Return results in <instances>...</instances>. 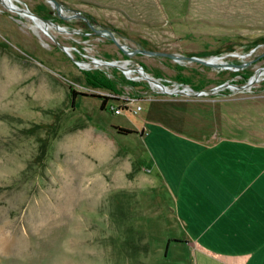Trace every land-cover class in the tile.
Returning a JSON list of instances; mask_svg holds the SVG:
<instances>
[{"label": "rangeland", "instance_id": "obj_1", "mask_svg": "<svg viewBox=\"0 0 264 264\" xmlns=\"http://www.w3.org/2000/svg\"><path fill=\"white\" fill-rule=\"evenodd\" d=\"M12 1L73 29L47 27L74 58L138 60L170 87L241 83L264 64V0H54L61 13ZM78 10L128 47L226 53L224 65L127 54ZM39 27L0 1V264H181L172 237L189 235L191 196L177 175L203 142H264V74L242 90L162 91L116 65H78Z\"/></svg>", "mask_w": 264, "mask_h": 264}, {"label": "crops", "instance_id": "obj_2", "mask_svg": "<svg viewBox=\"0 0 264 264\" xmlns=\"http://www.w3.org/2000/svg\"><path fill=\"white\" fill-rule=\"evenodd\" d=\"M202 146L176 180L191 196L180 206L189 232L181 264H264V142L219 137Z\"/></svg>", "mask_w": 264, "mask_h": 264}, {"label": "water", "instance_id": "obj_3", "mask_svg": "<svg viewBox=\"0 0 264 264\" xmlns=\"http://www.w3.org/2000/svg\"><path fill=\"white\" fill-rule=\"evenodd\" d=\"M52 1V3L55 5L56 9L58 10L59 13H61V6L59 4H57L54 0H50ZM12 5V6H11ZM10 8L15 10L18 13H24L25 15H27L28 17H38L40 19H44L47 21H50L57 29H61L63 31H72L73 29H69L63 25H60L58 22H56L55 20L49 18V17H45L42 16L38 13L33 12L32 10H30L27 6L25 5H20V4H11ZM97 32H106L108 33L111 38L116 42V44L120 47V49L127 53V54H131L134 51H140L143 53H148V54H163V55H167L175 60H198L201 62H206V63H211L213 65H224V60L222 59V56H224L226 53H220V54H216V53H211L209 55H207L206 57L204 56H200V55H195V54H184L178 51H168V50H163V49H153V48H146V47H141V46H134L131 48H128L126 46V44L122 41H120L113 33V30L108 28V27H100V28H96ZM58 44V46L60 48H62L63 50H65L68 54L71 55L70 51H69V46L65 45L63 43H60L54 36V34L50 31H46ZM68 46V49L67 47ZM233 54H239V55H244L247 52H238V51H234L231 52ZM72 56V55H71ZM98 57H94V56H90V58L85 59H77L74 58L72 56V59L78 64L80 60H86L88 62L93 61L94 59H97ZM116 60L118 59H104L102 58L103 63H105L106 65H116L118 67H120L122 69V65L117 63ZM133 70H136L142 77L146 78L148 80V82H155L156 85L159 87V89H161L162 91H167V92H180V93H193V94H201V93H212L215 91H218L221 87H231V89L234 90H242L245 88H249V86L257 79H259L260 77H262V75L264 74V64L263 65H259L243 82L241 83H236L234 81L231 80H223L221 82H218L212 86H209L207 88H203V89H194L190 86V88H192L191 91L186 90L182 87L180 88H172V89H166V84H164L161 80H159L157 77L153 76L152 74H149L140 63H137L133 66ZM131 77H134V75H128Z\"/></svg>", "mask_w": 264, "mask_h": 264}, {"label": "bare ground", "instance_id": "obj_4", "mask_svg": "<svg viewBox=\"0 0 264 264\" xmlns=\"http://www.w3.org/2000/svg\"><path fill=\"white\" fill-rule=\"evenodd\" d=\"M3 4H5V5H7L9 8H10V5L11 4H17L16 2H14V1H12V0H0ZM12 6V5H11ZM11 9V8H10ZM11 10H13V9H11ZM13 11H15V10H13ZM21 15H23L24 13H20ZM30 19H32V21L35 23V26L37 25V26H40L41 28H42V30H43V32H46L47 30H48V28L47 27H49V28H52L54 25L50 22V21H47V20H44V19H40V18H38V17H33V18H31V17H29ZM39 27V28H40ZM49 31V30H48ZM47 33V32H46ZM48 34V33H47ZM67 47V49H68V46H66ZM69 49H70V47H69ZM116 62L117 63H119V64H121L122 65V70L124 71V73L125 74H127V75H131V73H132V70L128 67V63H129V61H128V59L127 58H124V59H121V60H116ZM79 64L81 65V66H84V67H90V66H98V64H103V65H106L105 63H103V61H102V58H100V57H98L97 59H94L93 61H91V62H88V61H86V60H80L79 61ZM150 74V73H149ZM150 83V85L152 86V87H155V88H159L157 85H156V83L155 82H149ZM173 87H170V86H166V89H172ZM184 89H186V90H189V91H191L192 90V88H190V86H188V87H186V88H184ZM5 240V239H4Z\"/></svg>", "mask_w": 264, "mask_h": 264}, {"label": "built area", "instance_id": "obj_5", "mask_svg": "<svg viewBox=\"0 0 264 264\" xmlns=\"http://www.w3.org/2000/svg\"><path fill=\"white\" fill-rule=\"evenodd\" d=\"M94 57H97V56H95L94 55ZM134 72V71H133ZM136 73H133L134 74V77L133 78H142V76L137 72V71H135ZM159 78V80H161L164 84H166V85H168L166 82H164V80L165 79H162L161 77H158ZM170 79H168L167 81H169ZM172 87L173 88H179V86L180 87H182V88H186V87H188L189 85L187 84V83H183V82H178V81H174V83H172ZM159 89V88H158ZM134 100V97H131V96H129V97H127V99H126V102H130V103H132V101ZM109 107L111 108V109H113L114 111H116V112H119V111H121L123 108H121V107H119V104H117V102H113V101H109ZM125 107H129V106H125ZM138 107H140V105L139 104H136L135 105V107L133 108V110H135L136 108H138Z\"/></svg>", "mask_w": 264, "mask_h": 264}, {"label": "flooded vegetation", "instance_id": "obj_6", "mask_svg": "<svg viewBox=\"0 0 264 264\" xmlns=\"http://www.w3.org/2000/svg\"><path fill=\"white\" fill-rule=\"evenodd\" d=\"M75 16L77 17V19L83 20L84 25H88V27L90 28L89 31L95 30V32H97L96 28H100L101 27V26H94L93 20L89 17L90 15H87L86 13L82 12L81 10H78L75 13ZM85 32H88V31H85ZM97 33H106V32H97ZM126 46L128 47L129 45L126 44ZM136 46H138V45H136ZM128 48H131V47H128ZM124 58H127V57H124ZM121 59H123V58H119L118 60H121ZM127 59H128V61H133V65H130V66H134L137 63L141 64V62H139L138 60L135 61V60H132L131 58H127ZM133 71L135 72L136 70H133Z\"/></svg>", "mask_w": 264, "mask_h": 264}, {"label": "trees", "instance_id": "obj_7", "mask_svg": "<svg viewBox=\"0 0 264 264\" xmlns=\"http://www.w3.org/2000/svg\"><path fill=\"white\" fill-rule=\"evenodd\" d=\"M258 58V57H261V54H257L256 56H255V58ZM241 76H244V77H247L246 75H244V74H242ZM94 77V76H93ZM264 79V78H263ZM75 91H74V89H71V94H72V97H73V93H74ZM103 102V101H102ZM120 128H122V129H124L125 131H131L132 129L131 128H127V127H120ZM172 239H176V240H181V238L180 237H172ZM169 240V239H168ZM168 240H167V243H168Z\"/></svg>", "mask_w": 264, "mask_h": 264}]
</instances>
